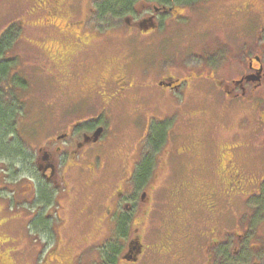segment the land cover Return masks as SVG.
Masks as SVG:
<instances>
[{"label":"flooded vegetation","instance_id":"af4514ba","mask_svg":"<svg viewBox=\"0 0 264 264\" xmlns=\"http://www.w3.org/2000/svg\"><path fill=\"white\" fill-rule=\"evenodd\" d=\"M110 3L17 0L16 16L0 28V108L11 126L5 141L0 140L1 246L10 242L3 237L9 227L19 232L32 215L41 233L57 236L54 244L59 248L60 231L68 226V205L74 204L76 175L95 171L115 137L109 135V120L148 99L145 90L159 86L179 93L184 105L187 92L202 90L216 117L218 112L226 120L239 114L245 123L224 136V128L210 126L203 132L189 118L187 129L179 133L168 118L167 128L153 134L156 118L145 119L138 153L103 183L109 191L97 222L104 233L105 264H264V0H129L117 15L105 11ZM29 29L36 38L26 36L34 33ZM143 46L150 49L149 64L133 66L125 53ZM30 51L36 54L28 55ZM158 53L167 64L164 69L157 64ZM27 55L40 64L47 56L54 69L36 61L24 64ZM34 69L47 78L39 81L42 99L48 86L53 100L42 107L43 129L30 133L36 139L30 151L13 133L29 89L37 88L28 79ZM196 130L201 137H194ZM163 146L168 148L157 155ZM186 158L207 163L208 171L200 172V167L192 172L182 165ZM102 165L98 169L104 172L112 168L108 159ZM24 179L32 199H13L21 206V213L14 212L3 199ZM170 183L193 185L197 210L213 217L207 228L205 224L191 234L170 225L161 234L162 223H168V216L173 219V212L162 215L157 195ZM210 183L217 184L215 190ZM93 211L85 217L91 227ZM160 236L164 242H152ZM53 250L59 257L37 263L35 256L22 263L23 250H12L11 261L10 250L0 249V264L87 263L80 253L63 256Z\"/></svg>","mask_w":264,"mask_h":264},{"label":"rangeland","instance_id":"374dc122","mask_svg":"<svg viewBox=\"0 0 264 264\" xmlns=\"http://www.w3.org/2000/svg\"><path fill=\"white\" fill-rule=\"evenodd\" d=\"M16 2L17 0H0V28L5 25L4 22L6 20L13 19L12 14L15 12L14 5ZM29 32L34 33H26L27 37L36 38V36H34L35 31L29 29ZM133 39H137V37H134ZM173 44L175 45V40L173 41ZM179 44L181 45V43ZM29 53L30 54L28 55L36 54L32 51H30ZM125 54L127 55L125 58L126 60L133 61V66H136V64L148 65L149 58L151 56L150 49L146 46H143L141 49L133 48L129 51H126ZM28 55L22 57L24 64L28 62V64L31 65L34 63V61H36L39 66L44 64L46 67L54 69L52 61L49 60L47 56H45V59L42 60L40 64V62L37 61L36 57ZM107 56L108 55L103 57ZM159 57H162L160 53H158L157 56V64L159 66L163 65L162 69H164L167 64H163L161 58ZM33 71L36 72H32V76L29 73L28 79L31 84L33 83L34 86H36L38 89L32 86V88L29 89V97H31L32 99L28 97V100H24V110H22V113L18 114L16 117V123L14 124L15 129L13 133V138L21 136L23 142L25 143L24 147H26L25 145L28 144V148L30 149V151H33L31 148V144L36 143V139H33V136H30V133L38 132L43 129V126L46 123V118L45 113L42 112V107L45 108V105L50 104L53 100V94L51 95L48 92V86H46L47 88H44L45 91H47L48 89V94L47 92H45V97L42 99V87L39 88V81L42 84V82H44V80H46L47 78L45 79L44 75H41L39 77L36 69H34ZM33 89L37 90L34 91ZM169 91L170 90H167L164 87L160 88L159 86H156V89H147L145 90V93L148 94V99H143L140 101V103L136 101L135 104L133 103L130 105V107H127L125 109L123 116L115 114L116 120H109V135L110 137H112L114 133L115 137L112 138L109 146L110 149L108 150V152L106 151L105 157L98 159V166L100 165V162L101 166H103L102 161L107 163L108 159L109 162H111L112 168L109 171L104 172L102 167H100L101 169H98L97 166V171L95 170L96 172L93 171V169L92 172L85 171L82 173V175H76L77 179L75 181V184L77 188L74 192V204L73 206H71V204L68 205L66 212V218H68V226L65 229L62 228V230L60 231V239L58 242L59 248L54 244V242L57 243V240L55 241L57 236L54 239V235L52 233H50L49 235H45L40 231L36 232L32 229L29 239L35 241L28 245V238L26 240V237L21 234V230L18 232L17 228L9 227L7 236L3 237L4 239L9 240L10 242H4L5 244H2L3 246L9 245V247H3L0 243V249L3 250L4 248H6L10 250L9 256H11V261H13L14 258L12 250L15 251L17 248L24 251L25 254L23 255L24 258L22 263H25L30 258L35 257L37 255L39 261H43L44 257H41L42 253L40 252L36 254L37 251H39L40 247H45L46 250L50 248H52L53 250L56 247L58 249V254L67 252L73 255H78V253H80V258H86L85 260L87 261V263L85 264H105L104 258L107 254L105 255V249L103 248L104 244H102L104 240V233L101 229L99 222H97L98 215L100 216V214L103 212V201L105 200L107 192L109 191V189L103 186V183L114 179L115 172L120 168L121 162L128 160L131 161L134 159V156H136V154L138 153L136 147L138 146L141 136L145 131L144 121L147 117L148 119L151 118V116L156 118V122L153 124L152 128L153 134L159 132L161 129L167 128V126L170 124V121H167L168 118L171 121L173 120V127L171 129H178L179 133L181 132L180 130L187 129L186 124H188L187 119L189 118V124L192 125V122L194 121L196 123V129H199L203 132L207 131L208 127L210 126H212L213 128L218 125V128H224V130L220 132L224 136H228V134H232L238 131V128L240 130L241 127H237L239 122H241L242 125L245 123V120H243V117L239 114L237 115L232 113L229 119L226 120V117L219 116L220 112H218V117H216V115H214L212 111V107H209V105L211 104L210 99L203 93L202 90H198L196 93L187 92L184 96L185 99H188L186 105H184L181 101L183 99L181 98V95L179 93H171ZM34 95L36 97H34ZM39 100L41 103L39 102ZM136 116L138 117L136 118ZM18 117L22 120L19 121ZM157 119H159L160 121L158 122ZM251 119L252 117L250 116V120ZM178 122L180 125H178ZM195 134V138L201 137L202 135L197 130ZM219 144L220 143H218V147ZM167 148L168 146H163L162 148H160L157 155L161 156L162 154H164V149ZM200 151L201 150H198V153L203 154ZM90 157L91 155H89L87 158L90 159ZM125 157L127 158L124 159ZM198 158H200V156ZM183 161L185 163H182V165L190 167L192 172L194 173H196L200 167L203 168L202 170H200V172L208 171V164L205 162L200 163L198 160H195L197 162L192 161L191 163L188 158L184 159ZM13 169L17 171V168L14 165ZM17 186V191L14 192V194L8 192L6 193L8 195V198L6 196V199H3L5 204L6 201H8L9 199V204L11 205L10 209L12 210L14 207L13 199L21 201L20 203H24L25 201H31L32 199L30 193L31 187L25 179L22 180L21 183H19ZM208 187H211V190H215L217 184L213 185L212 183H210ZM190 188H192V191L190 190ZM207 191H209L208 188H206L203 193ZM196 192L197 191L193 189V185L187 183H170L167 186H164L162 194L157 195V198H161L162 215L166 217L165 214L171 212L172 215L173 212V219H169L171 216L166 217V221L168 223H162L164 231L161 234H163L169 228L170 225H176V228L181 227L182 229H186L187 232L191 234H194L195 231L201 229L205 224L206 228L209 226L208 221L213 220V217L208 212L205 213L202 210H197L195 198ZM87 196H90L91 200H89ZM167 202L168 205H166ZM0 204L4 205L3 203ZM19 205L20 204L17 203V207L15 210L16 212L19 211V209L17 208L21 207ZM181 206H183V208H181ZM25 208L26 207H24L22 210H25ZM91 209H93V212H95V214L91 216V222L93 227H91L88 224V221L85 220V217H87L86 213ZM19 212L21 213V211ZM179 233L180 232H178V230L174 231V235H178ZM150 239L151 238H149V240ZM152 242L159 244L164 242V238L162 236H160L159 238H153ZM110 257L111 256H109L107 259H110ZM110 261H112V259H110Z\"/></svg>","mask_w":264,"mask_h":264},{"label":"trees","instance_id":"16d2710c","mask_svg":"<svg viewBox=\"0 0 264 264\" xmlns=\"http://www.w3.org/2000/svg\"><path fill=\"white\" fill-rule=\"evenodd\" d=\"M128 2H129V0H112V3L105 6L104 9H105V11H110L114 15H117L121 10L120 8H125L128 6ZM98 3L99 2H96L95 5H98ZM99 8L101 9L102 6L100 5ZM105 11L102 10V12H105ZM12 15H13L12 17H14L16 15V12H14ZM91 29L94 30L96 33H98V31L95 30V25H92ZM3 114H4V111L2 108H0V140L2 139L4 142L6 134L9 132V130H11V126H10V119L8 118V116L6 118ZM12 146H13V150H11V153H12V156L15 157L17 155V151H16L17 147H16L15 143ZM44 198H46V197H44ZM27 218H28L27 222H25V224L21 227V234L24 235V237H26V240L28 238V240H27V243H28L32 229L37 232V231H39L40 228H39V226L37 227L35 224H33L32 215L27 217ZM31 221H32V223H31ZM40 252L42 253L41 256L44 257L43 261L44 260L46 261L50 258L57 256V254H56L57 252H55V250L53 251L52 248L46 250L45 247H40L39 251H37L36 254H38ZM65 254L66 253H64L63 256ZM60 256H62V255H60ZM37 257H38V255H37ZM57 257H59V256H57ZM39 262H42V261H38L37 263H39ZM107 263L111 264L109 261H107L106 264Z\"/></svg>","mask_w":264,"mask_h":264},{"label":"bare ground","instance_id":"6f19581e","mask_svg":"<svg viewBox=\"0 0 264 264\" xmlns=\"http://www.w3.org/2000/svg\"><path fill=\"white\" fill-rule=\"evenodd\" d=\"M52 192V190H50Z\"/></svg>","mask_w":264,"mask_h":264}]
</instances>
